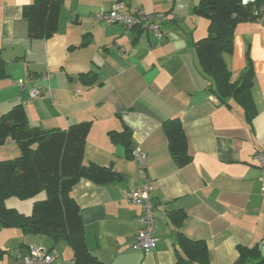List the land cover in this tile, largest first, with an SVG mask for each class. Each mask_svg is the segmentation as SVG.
Listing matches in <instances>:
<instances>
[{
	"label": "crops",
	"instance_id": "0c3cea01",
	"mask_svg": "<svg viewBox=\"0 0 264 264\" xmlns=\"http://www.w3.org/2000/svg\"><path fill=\"white\" fill-rule=\"evenodd\" d=\"M33 0H0V118L22 105L27 122L41 130H67L89 123L82 163L107 167L119 179L95 185L82 179L71 190L79 206L85 244L103 264H174L184 258L177 236L201 241L209 264H234L237 247L264 245V196L254 156L264 152V28L237 23L233 49L223 54L231 82L252 71L241 99L221 97L203 74L193 44L207 35L208 21L193 13L199 0H61L58 28L46 40L31 39L23 7ZM116 4L123 12L163 13V37L99 24L92 16ZM264 19V13H263ZM51 73L49 90L23 104L39 76ZM27 83L21 92L17 81ZM248 106V109L246 108ZM179 120L188 164L170 154L164 124ZM130 133L146 156L144 177L123 144L110 133ZM11 140L0 145V161L20 157ZM149 182L155 208L156 248H134L139 206L126 193ZM33 200L5 201L29 215ZM181 212L175 225L172 217ZM45 248L56 260L72 259L64 243L0 227V264H17L15 252Z\"/></svg>",
	"mask_w": 264,
	"mask_h": 264
},
{
	"label": "trees",
	"instance_id": "16d2710c",
	"mask_svg": "<svg viewBox=\"0 0 264 264\" xmlns=\"http://www.w3.org/2000/svg\"><path fill=\"white\" fill-rule=\"evenodd\" d=\"M240 2L199 0L193 10L195 15L209 23L206 37L193 44L203 74L214 81L219 96L238 99L248 93L253 73L248 68L238 82H231L223 54L232 53V36L237 23L255 21L253 12L260 5L242 6ZM60 9L61 0H33L23 7L21 15L27 22L29 37L46 40L53 36L58 28ZM163 127L176 164L179 167L188 164L190 158L186 153V139L179 120H168ZM88 129L89 123L62 131L32 128L22 105L13 107L0 118V145L11 140L21 151L16 159L0 161V227L17 228L24 235L47 237L53 245L64 243L71 249L75 264H103L87 250L79 206L71 190L82 179L103 185L119 177L110 168L83 165ZM109 137L112 141L121 142L131 157L133 147L127 129L120 134L110 133ZM41 193H44V199L32 203L29 215L5 205L10 198L24 201ZM175 215L173 222L179 225L183 214L178 212ZM177 244L184 258L177 255L174 264H209L203 242L190 241L178 235ZM237 253L234 264H264V245L262 249L258 246H238Z\"/></svg>",
	"mask_w": 264,
	"mask_h": 264
},
{
	"label": "built area",
	"instance_id": "2783aa9c",
	"mask_svg": "<svg viewBox=\"0 0 264 264\" xmlns=\"http://www.w3.org/2000/svg\"><path fill=\"white\" fill-rule=\"evenodd\" d=\"M242 6L260 4L253 12L255 21L264 28V0H241ZM93 21L99 24L120 25L128 30L143 31L151 34L156 39H161L163 33L161 24L166 20L163 13L145 14L141 10L132 12H123L120 4H116L110 10L100 9L92 16ZM39 80L43 86H37L35 83L28 90V98L23 104H28L39 98L45 90H49V82L52 79L51 73L41 74ZM17 87L21 92L26 90L27 83L24 80L17 81ZM132 159L137 163L141 175L144 177L146 169V156L139 148H133L131 152ZM255 162L261 170V192L264 196V152H258L254 156ZM143 184L126 193V201L130 204L140 207L141 214L139 217L140 229L135 236L134 248L148 253L156 248L157 239L155 237V208L151 199V188L149 182L144 178ZM17 264H75L74 260L65 263L56 262L55 258L43 247H31L27 254L20 255L19 251L15 252Z\"/></svg>",
	"mask_w": 264,
	"mask_h": 264
},
{
	"label": "rangeland",
	"instance_id": "374dc122",
	"mask_svg": "<svg viewBox=\"0 0 264 264\" xmlns=\"http://www.w3.org/2000/svg\"><path fill=\"white\" fill-rule=\"evenodd\" d=\"M43 199H44V193H41L38 196H36L35 198L30 199V200H33V202H34V201L43 200Z\"/></svg>",
	"mask_w": 264,
	"mask_h": 264
}]
</instances>
